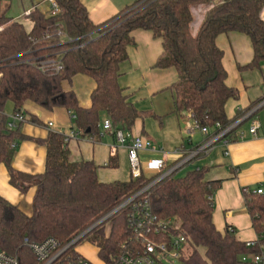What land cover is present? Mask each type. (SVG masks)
I'll return each instance as SVG.
<instances>
[{
  "label": "trees",
  "instance_id": "obj_1",
  "mask_svg": "<svg viewBox=\"0 0 264 264\" xmlns=\"http://www.w3.org/2000/svg\"><path fill=\"white\" fill-rule=\"evenodd\" d=\"M57 3V15L39 9L27 15L33 22L31 31L7 16L9 8L0 11V166L6 167L11 187L24 195L36 190L31 214L0 196V249L17 257L19 264H39L26 242L53 238L64 248L158 176L103 183L93 162L69 161L68 145L57 132H50L41 142L47 151L43 174L16 171L12 163L17 147L13 145L27 137L20 128L8 129L7 104L13 105L14 112L24 110L27 103L47 111L65 109L80 136L95 142L101 138L100 125L105 117L116 130L131 131L145 115L130 101L119 79L121 65L129 59L128 50L136 45L132 34L143 30L162 41L163 52L155 68L177 72L178 80L169 88L176 113L188 114L194 125L208 129V141L242 115L234 119L226 115V104L237 100L239 94L226 83L224 52L217 39L230 33L245 34L251 39L254 57L244 69H260L264 62V0H139L101 25L93 24L81 0ZM201 7L211 8L194 34V11ZM58 64L62 69L56 72ZM78 75L95 82L89 108L80 106L75 92L63 88ZM29 121L42 126L35 117ZM234 137L232 130L223 140L232 142ZM107 167L116 168V159ZM181 169L154 184L147 196L152 214L162 220L177 219L189 238L190 251L182 264H248L242 258L258 254L264 245V186L263 194H257V188L243 190L244 204L258 236L256 245L249 248L231 227L220 232L214 224L213 197L221 182L207 181L203 168L178 177ZM83 240L98 249L102 262L110 264L135 242L128 211L116 212L79 242ZM200 248L205 249V258ZM66 257L81 256L73 246Z\"/></svg>",
  "mask_w": 264,
  "mask_h": 264
},
{
  "label": "crops",
  "instance_id": "obj_2",
  "mask_svg": "<svg viewBox=\"0 0 264 264\" xmlns=\"http://www.w3.org/2000/svg\"><path fill=\"white\" fill-rule=\"evenodd\" d=\"M8 1H1L0 11L6 8L10 10ZM138 1L81 0L95 25L108 22ZM42 2L30 0V5L22 2L24 8L22 13L16 18L9 13L7 16L24 26V22H28L30 26L25 28L31 31L33 22L27 18V15L34 9L41 10ZM210 8L201 7L194 11L195 22L192 26L194 34ZM132 35L136 45L129 48V59L121 65L122 75L119 83L138 111L145 115L143 119L135 123L131 132L152 143L153 150L140 155L144 166L143 175L150 178L154 176V173L146 168L148 162L162 160L166 167L172 165L176 167L180 165L184 155L189 154L196 147H202L207 136L198 129H192L194 122L188 114L176 113L174 95L170 90L171 98L167 107L162 108L159 105L158 95L164 88H170L178 80L174 69L155 68L163 52L162 41L155 39L148 31L137 30ZM217 45L224 52L226 83L229 87L236 89L239 94L237 100H229L226 104V115L228 119H234L238 114L242 115L234 123L237 125L232 142L226 139L229 141L227 145H224L226 140L216 143L208 153L186 167L183 165L182 169L188 168L187 171H189L203 168L206 170L207 181L221 182L213 197V221L218 231L225 232L228 227H231L239 241L256 242L258 236L252 227L251 218L244 204L243 190L264 186V62L260 69H244L254 57L251 39L245 34L222 35L217 39ZM95 87L94 80L83 75H78L71 83L63 85L65 91L75 92L83 108L91 106V95ZM7 106L14 112L11 103ZM24 112L29 119L35 117L39 120L42 126L29 121L20 127L21 134L27 139L18 144L12 165L16 171L35 176L41 175L45 171L47 155L46 147L41 142L47 139L50 132L69 133L74 129L73 118L65 109L56 108L47 111L33 103H27ZM105 119L106 117L103 121ZM152 121L159 123V130L154 129ZM49 123H53V129L47 127ZM255 123L258 126L256 133L251 134V128ZM107 134L105 136L101 134V138L96 142L85 137L70 140L67 143L69 161L71 163L93 162L98 167V179L103 183L127 182L130 178H124L116 171H112L119 168L120 154L128 159L126 149L119 148L115 158L116 168L106 166L111 160L110 148L116 144L115 137L110 133ZM35 191L33 188L24 195L11 187L6 167L0 166L1 197L19 206L27 214H31Z\"/></svg>",
  "mask_w": 264,
  "mask_h": 264
},
{
  "label": "built area",
  "instance_id": "obj_3",
  "mask_svg": "<svg viewBox=\"0 0 264 264\" xmlns=\"http://www.w3.org/2000/svg\"><path fill=\"white\" fill-rule=\"evenodd\" d=\"M50 5L49 12L52 15H57L59 13L57 0H51ZM261 17L264 20V11ZM55 68L56 72H59L62 66L58 64ZM28 122L29 118L27 114L24 110H21L19 112H13L8 117L7 127L13 131ZM102 125L105 132L112 134L116 140V144L110 148V159L113 160L117 157L119 148L126 149L131 166V176L134 179L140 178L144 170L140 155L143 152L152 151V143L146 141L141 136L134 135L131 131L116 130L108 118L102 122ZM236 125L233 124L228 129L214 135L211 139L205 141L204 145L196 151L193 150L189 154L184 155L182 162L176 167H166V164L162 160H152L147 163L146 168L153 172L154 176H158V178L114 210L115 213L124 209L128 211V223L133 230L135 242L134 244H130L124 253L113 258L110 264H182L190 251L189 238L182 232V225L177 219L169 218L162 220L152 214L147 193L154 184L171 175L172 172L194 159L199 153H208L212 146L223 140L228 132L235 131ZM47 127L53 129L54 125L53 123H49ZM257 127L255 123L251 128V134L256 133ZM216 128H220V124H217ZM192 129L200 130L207 137L210 134L208 129H200L196 125ZM63 137L64 142L68 143L70 140L78 139L81 136L74 128L69 133L63 134ZM221 142H224V140ZM227 144H229V141L226 140L224 145ZM17 146V143L13 145L14 148ZM111 160L106 166L111 163ZM256 193L263 194V188H257ZM26 244L29 246L39 264H92L82 257L78 259L66 257V252L71 248V244L61 248L59 242L53 238L47 239L42 243L26 242ZM255 245L256 242L246 243V246L249 248ZM242 262L248 264H264V245H260V252L258 254L251 257L244 256ZM0 264H19V260L17 257L11 256L0 249ZM103 264L108 263L103 262Z\"/></svg>",
  "mask_w": 264,
  "mask_h": 264
},
{
  "label": "rangeland",
  "instance_id": "obj_4",
  "mask_svg": "<svg viewBox=\"0 0 264 264\" xmlns=\"http://www.w3.org/2000/svg\"><path fill=\"white\" fill-rule=\"evenodd\" d=\"M41 1H43L41 4V10L46 12V13L49 12L50 8H51V5H50L51 0H41ZM22 2L30 5V3H29L30 0H9L7 2V4H9L11 6L10 10L8 11L10 16L16 18V16H18L20 13L23 12L24 8L22 7ZM28 5L26 7H28ZM24 23H25V26L27 28H29L30 24L28 22H24ZM157 98L160 100L159 105L162 108L167 107V105L170 102V98H171L169 88H167V87L164 88L163 92H161ZM12 113H13L12 110L9 109L7 106L5 108L6 116L9 117L12 115ZM152 122H153L152 124H154V129L159 130V123H157V122L155 123L154 121H152ZM100 134H102L103 136H105L107 134L103 128L102 123L100 125ZM187 170H188V168L181 169L177 174L178 177H183V175L186 173ZM112 171H114V172L116 171L119 175L123 176L124 178H131V166H130L129 160L127 158H125L124 156H122L121 154L119 155V168L112 169ZM110 228H111V225L108 223L106 225V234L107 235H109V233H110ZM74 250L82 258L86 259L87 261L91 262L92 264H103L102 260L98 256V249L95 246L91 245L87 240H83V241L79 242L77 245H75ZM199 252H200L201 256L203 258H205V249L200 248Z\"/></svg>",
  "mask_w": 264,
  "mask_h": 264
},
{
  "label": "water",
  "instance_id": "obj_5",
  "mask_svg": "<svg viewBox=\"0 0 264 264\" xmlns=\"http://www.w3.org/2000/svg\"><path fill=\"white\" fill-rule=\"evenodd\" d=\"M115 212L113 211L111 214H109L108 216H106V218L102 219L100 222H98L96 225H94L92 228L88 229L86 232H84L79 238L78 240H76L75 242H73L70 247H73L75 245H77V243L84 238L92 229H94L96 226H98L99 224L103 223L105 220H107L110 216H112Z\"/></svg>",
  "mask_w": 264,
  "mask_h": 264
}]
</instances>
